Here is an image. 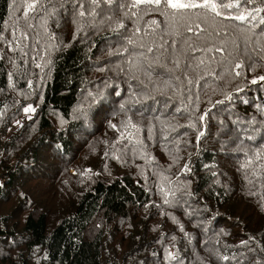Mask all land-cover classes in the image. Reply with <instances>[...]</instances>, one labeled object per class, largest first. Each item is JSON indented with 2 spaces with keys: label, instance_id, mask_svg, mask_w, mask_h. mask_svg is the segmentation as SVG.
Listing matches in <instances>:
<instances>
[{
  "label": "trees",
  "instance_id": "trees-1",
  "mask_svg": "<svg viewBox=\"0 0 264 264\" xmlns=\"http://www.w3.org/2000/svg\"><path fill=\"white\" fill-rule=\"evenodd\" d=\"M32 2L0 0V36L19 17L3 40L13 64L0 62L1 133L15 122L1 119L5 114L36 108L0 138V264H264V81L251 83L264 76V36L259 28L249 31L255 22L197 20L206 30L199 37L181 28L183 36L166 38L163 29L87 27L74 15L76 0H36L38 7L25 16ZM151 6L155 16L172 19L163 3ZM241 6L252 7L243 0ZM256 6L264 3L256 0ZM62 8L66 13L55 29L39 26L41 16L50 21ZM205 11L176 19L195 20ZM163 39L180 41L186 61L177 68L170 59L169 67L142 55L137 59L151 72L134 70L129 54L143 49L151 56ZM184 40L224 52L192 53ZM200 58L205 64L197 68ZM237 60L244 65L239 76L231 71ZM221 62L227 71L207 75L221 73ZM35 81L36 94L29 87ZM122 109L147 124L121 127L94 162L79 160L76 151V164L68 159L99 116ZM54 120L64 124L57 127ZM125 137L130 140L124 144ZM46 146L53 161L43 156ZM128 153L139 160L131 164ZM235 160L240 163L230 166L232 174L225 162ZM69 168L76 171L67 173ZM45 177L51 180L42 192L38 184Z\"/></svg>",
  "mask_w": 264,
  "mask_h": 264
},
{
  "label": "rangeland",
  "instance_id": "rangeland-1",
  "mask_svg": "<svg viewBox=\"0 0 264 264\" xmlns=\"http://www.w3.org/2000/svg\"><path fill=\"white\" fill-rule=\"evenodd\" d=\"M109 1V0H106ZM118 4H103V0H96L95 4L92 2V0H81V2L78 4V17L80 21L87 25V27H94L97 29H163L164 36L166 38L169 37H175L170 34V25L172 23V19L168 17H157L152 12L153 8L151 4H141L133 7V1L132 0H118ZM85 5L84 8H81L80 5ZM95 7L97 8L96 11L88 12L89 7ZM114 6V8H112ZM81 11L85 12L84 16H80L79 13ZM66 13L65 9H60L59 13L56 14L50 21L46 20L45 16H41L38 20V24L43 29H55L57 22L61 19L60 17ZM138 17L141 19L138 20ZM19 19V17H14L12 20L7 22L3 28H2V34L0 36V62L2 63H9L10 66L13 64V62L10 60L12 57V53H6L5 46L3 44V40L5 37H7L8 32H12L15 26V22ZM59 19V20H58ZM136 21V23H131V21ZM155 20L157 23L152 24L151 21ZM70 28L69 24H61L60 29H66ZM181 31V30H180ZM182 32V31H181ZM172 41L174 40H168L163 39L158 42V45L156 46V53H153L151 56L143 51V49H140L139 51H132L129 54V58L134 59L133 61V69L134 70H148L150 71V67L141 66L140 60L137 59V57H141L144 55L146 57V60L150 63L151 60L157 62V65H161V63L166 62V64L171 67L170 59L180 60L181 63L185 62L186 59L179 55L182 51V44L180 41L175 40V46L172 45ZM163 55L164 57L162 60L160 59V56ZM45 62V58L38 59L35 63L36 67L43 65ZM176 64V63H175ZM188 70H191V67H188ZM145 81H150V77L147 74H144ZM239 83V82H238ZM30 91L32 93L36 94V91L38 90L39 81L31 82L29 84ZM152 93H154L153 89L150 90ZM2 95H0L1 97ZM144 100L146 99L145 96H143ZM28 107V106H27ZM132 107V106H131ZM33 108V107H32ZM133 108V107H132ZM34 111L36 108H33ZM34 111L25 112L24 109L22 110V113L18 116H6V114L1 119H8L10 121H15L13 125L10 127V129H6V132L4 134L0 131V138L6 139L14 130H16L22 122L26 121L32 115L34 114ZM124 113V109L121 110L120 115H111L108 114L104 118L99 116L97 118V121L95 122V127L92 130V133L86 138H78L74 142V148L71 152V155L68 157V159L72 160L75 163V159L73 158L72 154L73 152H77V158L79 160H89L90 162L96 161L99 153L105 148V145L114 137L118 135L119 129L123 127L124 125H135L139 124L140 129L144 127V124L147 123L144 121V119L140 115H131L130 111H127V113ZM111 115V116H110ZM36 118V117H35ZM102 118V119H101ZM55 121V120H54ZM64 123L62 121H55V125L57 127H61ZM112 125H115L116 127L113 128ZM2 126V123H0V128ZM184 138V137H183ZM121 140L124 141V144L130 140L129 137L122 138ZM48 148H43L42 153L43 156L47 157L49 156V160H52L51 156L54 155V153L51 151V146H46ZM121 158L123 157L124 152H120ZM140 156L133 155L132 153H128L127 159L131 164H135L139 160ZM43 161V160H42ZM53 161V160H52ZM43 166L46 167L47 163L43 161ZM227 165V169L232 173L236 174L235 171L231 169V165L233 164H239L240 162L235 160L233 162H225ZM76 164V163H75ZM50 167L53 171V163L50 164ZM79 170L85 168L81 166H77ZM62 170V169H61ZM60 171V168H58L56 174ZM76 171V169L69 168L66 170L67 173H73ZM42 183L38 184V186L41 188L42 192H45L47 190L45 185L49 183L51 180L50 177L48 178H42ZM37 185V183H34ZM26 189H30L28 186H24ZM30 192L32 190L30 189ZM8 207V204L5 206Z\"/></svg>",
  "mask_w": 264,
  "mask_h": 264
},
{
  "label": "snow or ice",
  "instance_id": "snow-or-ice-1",
  "mask_svg": "<svg viewBox=\"0 0 264 264\" xmlns=\"http://www.w3.org/2000/svg\"><path fill=\"white\" fill-rule=\"evenodd\" d=\"M92 2L95 4L96 0H92ZM262 3H264V0H261ZM164 4L167 9L172 10V23L170 25V34L173 36H183V33L180 31L181 28H184L187 32L192 33L193 35L199 37L202 33H204L206 30L201 26V23L196 22L197 20H201L203 22H207L209 18L215 22L216 17L223 16L224 20H231V21H237L241 25L245 22H255L252 23V28L249 29L251 31L254 28H259L260 35L264 36V16H259L261 12H264V7L256 6V0H243L244 5H251L252 7H242L241 6V0H236L235 3H225V0H200V2H197V0H134L133 7L140 5V4H154L156 6H159L161 4ZM38 7V3L36 0L34 2L29 3L27 5V9L25 11V16L28 15V12L31 10H35ZM81 8H84L85 5H80ZM193 9H203L206 10L202 16L198 15L196 19L194 20L192 17H184L183 15H180L179 21L176 19L178 14H182L184 12H187L189 10ZM226 9H234L235 14L227 13L225 14L223 10ZM209 14H211V17H209ZM80 16H84L85 12L81 11L79 13ZM152 24H156L157 22L155 20L151 21ZM212 33H209V36H211ZM215 35H220L219 32H216ZM25 39L27 38V35L25 34ZM250 39V37H248ZM131 43V41H129ZM175 40L172 41V45L175 46ZM183 44L185 45L186 49L192 53L196 52H208L211 53L215 51L216 53L223 54L224 48L218 47L215 45H204V46H197L192 42H189L188 40H184ZM233 45L236 48L237 51H239V45L236 44L235 41H233ZM262 49H264V46H262ZM149 52H152L153 49L151 47L148 48ZM231 55V53H229ZM192 59H197L194 55ZM213 59H215L213 57ZM227 59V57H225ZM249 59L251 57L249 56ZM176 67L179 68L181 65L180 60H176ZM231 63V61H229ZM205 64V60L200 58L198 59V63L196 65L197 68H199L201 65ZM243 61L237 60L234 64V67L231 69L232 72L236 76L240 75V72L237 71L241 67H243ZM186 67H192L191 63L187 64ZM221 73H216L215 70H211L207 73L209 76H215L219 77L223 74V71H227L228 69L224 67L223 62H221ZM249 68H251V65H249ZM11 77V74H9ZM179 79V77H177ZM200 79H203V77H200ZM258 81H264V76H260L257 78H253L251 83L256 84ZM189 84L194 83V81L189 80ZM195 83L199 84V80L195 81ZM202 87V85H201ZM237 91H242L241 89H237ZM198 99V97H196ZM226 99H231V96H226ZM189 100L191 101V96L189 97ZM217 104L223 103V101H217ZM123 107V105L121 106ZM24 111L27 113L29 111H34V109L31 106L25 107ZM210 111V110H208ZM207 115V111L202 114L199 117L200 121H204L205 116ZM113 128H115V125H112ZM132 127H135V125H132ZM204 133L201 131L197 139L199 140L201 136H203ZM248 139H252L251 136L248 137ZM185 170H189L188 165L184 166ZM167 202V201H166ZM242 243H247V241H242ZM169 258H172V254L169 253ZM223 259L227 260L228 257L225 256Z\"/></svg>",
  "mask_w": 264,
  "mask_h": 264
},
{
  "label": "clouds",
  "instance_id": "clouds-1",
  "mask_svg": "<svg viewBox=\"0 0 264 264\" xmlns=\"http://www.w3.org/2000/svg\"><path fill=\"white\" fill-rule=\"evenodd\" d=\"M81 2V0H76V2H75V5H76V10H75V13H74V15L79 19V17H78V9H79V6H78V4ZM141 5V4H140ZM93 11H96V10H93L92 9V6L91 7H89L88 8V12L90 13V12H93ZM139 19H141L140 17H138V20ZM80 20V19H79ZM137 21V20H136ZM136 21L134 20V23H136Z\"/></svg>",
  "mask_w": 264,
  "mask_h": 264
}]
</instances>
